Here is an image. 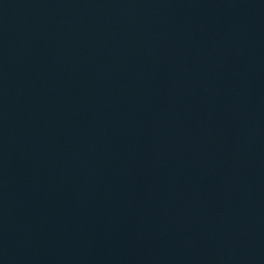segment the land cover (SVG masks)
Returning <instances> with one entry per match:
<instances>
[{
	"label": "water",
	"instance_id": "95a60500",
	"mask_svg": "<svg viewBox=\"0 0 264 264\" xmlns=\"http://www.w3.org/2000/svg\"><path fill=\"white\" fill-rule=\"evenodd\" d=\"M75 0H0V184Z\"/></svg>",
	"mask_w": 264,
	"mask_h": 264
}]
</instances>
